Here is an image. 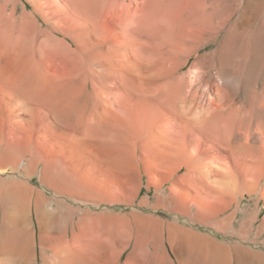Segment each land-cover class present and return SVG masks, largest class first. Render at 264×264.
<instances>
[{"label":"rangeland","instance_id":"obj_1","mask_svg":"<svg viewBox=\"0 0 264 264\" xmlns=\"http://www.w3.org/2000/svg\"><path fill=\"white\" fill-rule=\"evenodd\" d=\"M98 1L97 18L86 0H0V30L35 24L49 34L58 74L66 58L73 71L85 68L70 16L88 17L103 42L104 162L116 165L93 169L88 154L69 153L73 173L104 184L90 210L117 222H177L264 254V117H254L264 115V31H244L240 11L222 0ZM251 4L264 13V0ZM234 26L247 43L230 39Z\"/></svg>","mask_w":264,"mask_h":264},{"label":"bare ground","instance_id":"obj_2","mask_svg":"<svg viewBox=\"0 0 264 264\" xmlns=\"http://www.w3.org/2000/svg\"><path fill=\"white\" fill-rule=\"evenodd\" d=\"M222 1L229 13L240 11L244 31L254 23L264 31L261 6L253 13L251 0L243 9L241 0ZM84 10L98 18L99 1L86 0ZM70 19L79 26L73 39L84 59L81 72L66 58L57 73L54 39L35 24L0 30V264H264L259 250L219 243L177 222H117L114 213L93 214L89 206L99 205L104 184L73 173L69 153L88 154L93 169L116 165L104 162V46L88 17ZM239 32L234 26L230 39L247 43L249 34ZM252 64L255 73L259 67Z\"/></svg>","mask_w":264,"mask_h":264}]
</instances>
